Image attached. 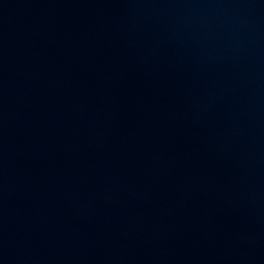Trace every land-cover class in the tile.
Listing matches in <instances>:
<instances>
[{"label": "water", "instance_id": "1", "mask_svg": "<svg viewBox=\"0 0 264 264\" xmlns=\"http://www.w3.org/2000/svg\"><path fill=\"white\" fill-rule=\"evenodd\" d=\"M0 264H264V0H0Z\"/></svg>", "mask_w": 264, "mask_h": 264}]
</instances>
